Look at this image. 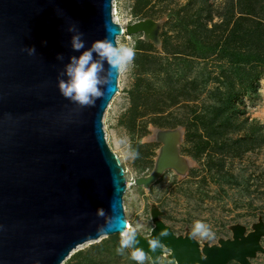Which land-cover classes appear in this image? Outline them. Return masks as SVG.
<instances>
[{"label":"water","instance_id":"95a60500","mask_svg":"<svg viewBox=\"0 0 264 264\" xmlns=\"http://www.w3.org/2000/svg\"><path fill=\"white\" fill-rule=\"evenodd\" d=\"M69 24L84 34L86 48L105 36L117 42L124 32L113 18V0H0V264H62L80 244L129 224L125 169L103 128L119 75L94 105L81 107L61 95L57 77L70 56L80 54L70 46ZM127 31H143L159 42L151 18L129 24ZM155 137L161 142L155 166L135 179L137 185L149 187L169 169L181 175L189 169L180 154L182 128H156ZM98 208L119 218L106 231H98L104 224ZM162 213L154 206L150 233L137 237L152 264H160L165 249L176 264H254L264 254L262 217L249 231L233 224L231 238L201 247L189 231L175 234ZM162 228L169 234L161 238L163 249L152 253L144 236Z\"/></svg>","mask_w":264,"mask_h":264},{"label":"rangeland","instance_id":"374dc122","mask_svg":"<svg viewBox=\"0 0 264 264\" xmlns=\"http://www.w3.org/2000/svg\"><path fill=\"white\" fill-rule=\"evenodd\" d=\"M257 2L264 8V0ZM114 4L116 22L124 30L117 42L133 47L135 58L119 74V89L104 113L103 128L125 169L123 204L129 224L144 235L150 233L155 206L177 232L190 230L197 220L207 223L214 242L232 236L233 224L251 230L260 217L264 220V72L253 87L242 84L245 73L233 72L232 55L224 56L214 46L202 54L191 40L196 36L215 44L222 38L221 33L235 24L237 0H113ZM147 18L157 22L159 42L143 31L128 33L129 24ZM237 93L231 108L216 119L214 131L209 129L216 106L225 107L223 103ZM179 127L180 154L190 161L186 174L169 169L149 187L137 185L135 179L149 175L155 166L161 146L155 129ZM118 242L119 233L84 242L62 264H136L129 250L116 254ZM261 254L255 264H264ZM144 264H152L147 254ZM161 264L171 262L161 257Z\"/></svg>","mask_w":264,"mask_h":264},{"label":"clouds","instance_id":"9594fccd","mask_svg":"<svg viewBox=\"0 0 264 264\" xmlns=\"http://www.w3.org/2000/svg\"><path fill=\"white\" fill-rule=\"evenodd\" d=\"M68 31L72 33L71 48L80 54L71 55L68 62L64 64L62 72L57 77L58 88L62 96L76 105L91 106L104 96L105 88L111 85L113 75L115 74L116 77L127 70L135 58V50L124 43L116 42L115 37L113 40L109 36L92 41L91 45L86 48L84 34L75 24H69ZM81 49H83L82 52ZM26 51L32 55L35 53V47H27ZM57 59L63 60V55L58 54ZM136 155L137 153H132L133 157ZM96 214L104 218V224L98 228L101 232L106 231V227H112L119 219L117 216L107 215L102 208H98ZM138 233L140 232L137 228L127 227V222L124 221V227L119 230V242L115 252L118 255H124L125 250H129V259L135 261L136 264H144L146 252L138 246ZM168 234V228H162L152 238L144 236L150 252L154 253L158 248L163 249L164 242L161 238ZM188 238L210 242L215 239V234L207 223L197 220L191 225Z\"/></svg>","mask_w":264,"mask_h":264},{"label":"trees","instance_id":"16d2710c","mask_svg":"<svg viewBox=\"0 0 264 264\" xmlns=\"http://www.w3.org/2000/svg\"><path fill=\"white\" fill-rule=\"evenodd\" d=\"M257 1L259 0H237L238 13L236 16L234 14L235 24L226 34H223V31L221 33L222 38H219L215 44L207 43L206 40L202 41V38L196 36L191 39L193 43L199 46V51L202 54H207L214 46L224 56L232 55L229 64L232 66L233 72L244 71L246 76L244 75V80H241L242 84L245 82V85L250 84L252 87L264 72V8ZM227 17L225 18L227 19ZM217 25L215 24V27ZM208 31L212 32L214 29ZM180 32L185 33L182 30ZM167 52L171 53L170 51ZM233 97H239V93L231 94L229 99L223 103L225 107L223 105L221 107L216 106V114L211 116L212 128L209 127V129L213 130L217 127L215 125L216 119L222 116L225 110L231 108ZM213 131L209 134L210 132L207 130V133L213 137L215 135Z\"/></svg>","mask_w":264,"mask_h":264},{"label":"flooded vegetation","instance_id":"af4514ba","mask_svg":"<svg viewBox=\"0 0 264 264\" xmlns=\"http://www.w3.org/2000/svg\"><path fill=\"white\" fill-rule=\"evenodd\" d=\"M172 228V227H171ZM172 230H173V228H172ZM174 232H175V234H177V235H186V233L189 231V230H185V231H183V232H177V231H175V230H173ZM247 231H249L248 229H247ZM232 236H230V237H225V238H231ZM220 238H224V237H220ZM220 238H218V240H216L215 242L214 241H210V242H208L209 244H217L218 243V241H219V239ZM264 238V237H263ZM263 238H262V240H261V243L263 244ZM199 243H200V245H201V247L204 245V240H197ZM264 245V244H263ZM169 252H170V250H168V249H165V253L161 256V257H166L167 259H169L168 258V254H169ZM260 255V253H258V255H257V257ZM263 257H264V255H263V253L261 254ZM256 257V258H257ZM255 259V258H254ZM254 259H252V262L254 263ZM170 260V262H171V264H176V262H175V260H173V259H169ZM160 264H161V259H160ZM229 264V263H228ZM255 264V263H254Z\"/></svg>","mask_w":264,"mask_h":264},{"label":"bare ground","instance_id":"6f19581e","mask_svg":"<svg viewBox=\"0 0 264 264\" xmlns=\"http://www.w3.org/2000/svg\"><path fill=\"white\" fill-rule=\"evenodd\" d=\"M113 8H114V10H113V18H114L115 21H118V19H117V11H116V8H115V4L113 5ZM108 108H110V107H108ZM127 227H131V225L128 224Z\"/></svg>","mask_w":264,"mask_h":264}]
</instances>
